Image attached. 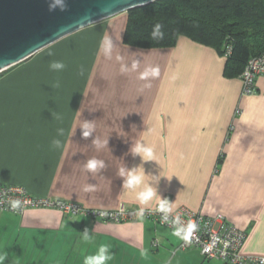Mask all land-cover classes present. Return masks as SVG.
<instances>
[{"label": "crops", "instance_id": "1", "mask_svg": "<svg viewBox=\"0 0 264 264\" xmlns=\"http://www.w3.org/2000/svg\"><path fill=\"white\" fill-rule=\"evenodd\" d=\"M126 22L123 12L88 25L0 73V180L107 210L158 204V196L147 204L136 198L150 180L173 210L224 215L246 233L240 252L264 257V77L257 93L243 94L240 75H224L226 59L214 48L187 37L170 48L126 45ZM105 37L116 44L111 56L100 48ZM53 61L65 68L52 70ZM149 67L159 76L141 80ZM88 122L95 128L85 138ZM53 139L61 148H52ZM135 143L152 148L156 160L134 156ZM93 158L105 165L96 173L85 168ZM121 167H143L145 185L124 189ZM88 185L94 191L85 192ZM176 231L150 218L105 222L55 207L0 210L5 264H83L100 245L110 248L108 264H226L199 248H179Z\"/></svg>", "mask_w": 264, "mask_h": 264}, {"label": "trees", "instance_id": "2", "mask_svg": "<svg viewBox=\"0 0 264 264\" xmlns=\"http://www.w3.org/2000/svg\"><path fill=\"white\" fill-rule=\"evenodd\" d=\"M125 13L124 44L170 48L187 37L224 56L227 77L241 75L248 60L264 52V0H156ZM157 24L163 38L152 36Z\"/></svg>", "mask_w": 264, "mask_h": 264}, {"label": "built area", "instance_id": "3", "mask_svg": "<svg viewBox=\"0 0 264 264\" xmlns=\"http://www.w3.org/2000/svg\"><path fill=\"white\" fill-rule=\"evenodd\" d=\"M230 52L231 47L229 46L227 53ZM260 76L264 77V52L251 57L241 73L243 94L257 93V79ZM15 199L22 201L23 211L27 208L55 207L66 214H81L105 222L150 218L177 231L180 228L184 229L187 239H181L179 248H199L205 258L219 259L226 264H264L263 256L243 255L240 252L246 233L229 223L222 214L207 216L187 207H180L176 210L171 207L170 211L164 213L158 210V203L153 207L143 208L144 215L140 216L141 208H128L125 205L112 210L88 208L75 202L37 196L23 186L4 183L0 180V210L22 213L23 211H13L10 208L11 201ZM100 212L105 215H100ZM153 244L158 245V241L154 240Z\"/></svg>", "mask_w": 264, "mask_h": 264}, {"label": "water", "instance_id": "4", "mask_svg": "<svg viewBox=\"0 0 264 264\" xmlns=\"http://www.w3.org/2000/svg\"><path fill=\"white\" fill-rule=\"evenodd\" d=\"M156 0H0V73L88 25Z\"/></svg>", "mask_w": 264, "mask_h": 264}, {"label": "clouds", "instance_id": "5", "mask_svg": "<svg viewBox=\"0 0 264 264\" xmlns=\"http://www.w3.org/2000/svg\"><path fill=\"white\" fill-rule=\"evenodd\" d=\"M59 7L61 10H64L67 5L65 0H51L49 5L50 10H54L55 8ZM161 26L157 24L153 29L152 36L153 38H163V33L161 32ZM116 47L115 41L110 37H105L101 40L100 48L102 49L105 56H111L114 49ZM52 55V53H49ZM52 70H63L65 68V64L63 61H53L49 65ZM137 65L135 63L132 64V68L136 69ZM80 75L83 74L82 67L80 68ZM160 74V70L158 67H149L146 68L141 74L140 79L144 80L149 77L155 78L158 77ZM59 87V83L56 85ZM59 119V117H57ZM91 125V128L89 127ZM95 125L93 123H84L82 124L83 136L86 138L91 135L92 131L94 130ZM61 135L64 134V130H60ZM95 143H99L96 141ZM107 143V141H105ZM51 146L53 149L61 148V141L58 139H53L51 142ZM131 152L134 156H139L143 162L153 161L156 160L154 156L153 149L146 146L144 143H135L134 146L131 148ZM104 162L102 160L93 158L88 160L85 165V168L92 173H96L99 169L104 167ZM119 175L124 177L123 187L126 190L135 191L137 188H140L142 185H145V177L148 176L145 169L143 167L131 168L127 169L125 167H121L119 169ZM167 177V176H165ZM169 178V177H167ZM85 192L94 191V186L88 185L84 188ZM159 197V205L158 210L164 213H167L171 209V205L169 200L166 198H162L157 194V191L154 187L151 186L150 180L148 183L139 191L136 195V198L140 201L141 204H147L151 201L154 197ZM23 204L22 201L19 199L12 200L10 203V208L13 211L22 212L23 211ZM123 211V209H121ZM144 209L141 208L139 210V215H144ZM100 215H105V213L100 212ZM177 237L181 239H187V236L184 235V229L180 228L178 231L174 233ZM91 236L87 230L83 233V239L85 241H90ZM145 253L142 251L141 255ZM113 256L110 252V248L107 245H100L98 250L95 254L87 255L84 258L83 264H108L110 260H112ZM8 260V254L6 252H0V264H5V261Z\"/></svg>", "mask_w": 264, "mask_h": 264}]
</instances>
